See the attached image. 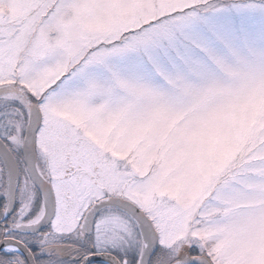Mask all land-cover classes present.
<instances>
[{"label":"snow or ice","instance_id":"1","mask_svg":"<svg viewBox=\"0 0 264 264\" xmlns=\"http://www.w3.org/2000/svg\"><path fill=\"white\" fill-rule=\"evenodd\" d=\"M0 264H264V0H0Z\"/></svg>","mask_w":264,"mask_h":264}]
</instances>
